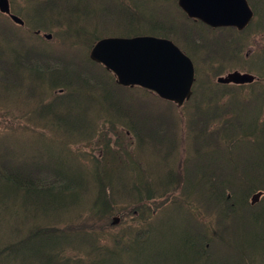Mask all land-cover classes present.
I'll use <instances>...</instances> for the list:
<instances>
[{"label": "trees", "instance_id": "obj_1", "mask_svg": "<svg viewBox=\"0 0 264 264\" xmlns=\"http://www.w3.org/2000/svg\"><path fill=\"white\" fill-rule=\"evenodd\" d=\"M145 4L158 7L151 9L159 13L153 21L183 14L176 4L168 11L161 0H126L122 9L132 20L127 26L121 13L91 18L105 21L110 33L120 37L176 38L177 44V34H166L159 21L132 29L142 24H136L132 12ZM249 5L253 21H260L257 14L263 13L253 0ZM3 20L1 33L16 35L13 25ZM23 21L32 33L55 30L64 37L63 26L42 29ZM253 23L245 30L253 29ZM253 31L262 34L259 28ZM80 38L72 43H83ZM86 40L91 42L70 45V58L77 61V54L85 51L81 57L96 70L100 87L89 86L94 79L81 80L71 71L73 62L62 58L66 47L45 45L53 52L46 61L45 50L36 58L34 50L23 51L20 45V54L0 48V206L7 221L0 231V264H264L261 80L226 85L208 79L206 89L214 101L206 104V111L196 103L186 108L191 111L188 122L175 110L196 101L198 78L192 97L179 107L140 87L118 85L111 72L89 57L97 38ZM231 41L237 51L221 42L200 43L195 52L204 53L201 61L213 57L217 67L231 70L243 60L241 37ZM235 58L240 61L230 66ZM262 70L264 65L258 67ZM74 87L95 97L92 107L105 104L106 110H98L104 114L90 108L79 112L76 105L60 107ZM154 97L156 103L150 104ZM60 122H66L62 132ZM46 149H58L60 155L52 157ZM257 192L262 193L260 200L251 205L250 197ZM16 208L20 217L14 214ZM178 211L183 215L175 220ZM114 218H119L116 225Z\"/></svg>", "mask_w": 264, "mask_h": 264}, {"label": "rangeland", "instance_id": "obj_2", "mask_svg": "<svg viewBox=\"0 0 264 264\" xmlns=\"http://www.w3.org/2000/svg\"><path fill=\"white\" fill-rule=\"evenodd\" d=\"M16 1L17 0H14V3H16ZM139 1L143 3H149V2H153L157 0H139ZM161 1L169 2L171 0H161ZM253 2L256 8L259 9L264 14V0H253ZM64 3H65L64 5H60V6H58V2H55L53 6H43L42 4H46V3L41 4L39 0H25L24 4L15 7V11L21 13V15L25 19H27L33 25H37V27L42 28V29L49 28V26H53V25L54 27L63 26L65 28L64 37L58 36L62 39L61 44L55 43L57 41V38L55 37V30L49 31L50 34L54 36V38L56 39L55 41L51 43L57 46L66 47L65 54L64 53L62 54L63 61L66 63L67 61L73 62L70 64L71 66L70 69L71 71L79 75L81 80L85 79V77L94 79V74L97 73L96 70L94 68L92 69L91 66H88L84 62V59L81 57L85 53V51L83 53L81 52L80 55L77 54L78 59L77 61H74L72 58H70L71 54H70V51L68 50L71 44L76 47L80 46V44L81 46L88 45L91 42V40L87 41L86 39L102 34V32H105L104 34L110 33L111 29L108 26L104 25L105 21H103V24H102L96 19H94L93 17L91 18L90 14H93L95 9H97L96 14H104L100 12L99 10L114 11L115 8L109 6L110 4L108 0H64ZM57 6L59 8L55 10ZM65 8L68 11L63 13L62 11ZM151 9L155 11L158 9V7L153 6V5L149 6L145 4V7H140L138 10L132 12V14H137L135 16L136 24L142 23L140 27L134 26L132 29L136 30V28L139 29L143 27V25H147L150 23H152L153 25V24L158 23V21L161 24H164L165 29H166V34H169V35L177 34V36L181 39V40L179 39L178 43L176 44V38L174 39L168 38L171 41H173L176 45L181 46L182 49L185 51V53L190 57L193 63V68L195 70V79L198 78V84H197L198 86L196 89V93H197L196 101L194 100L193 103L189 104L188 106L183 107L180 111L175 110L177 115H181V116L184 115V118L186 121L189 122V119L191 116L190 114L191 111L186 110V108L194 107V103H196V106L197 104H200L201 106L199 107L203 111H206L210 107V106L206 107V104H208L209 101L210 102L214 101V99L211 100L212 98L210 94L207 92L206 88L209 86V84L207 83L208 79L217 78V77L210 78V76H213L214 73L216 72H219L220 76H222L223 78L226 77L229 72H233V71H238L241 73H249V74H252L254 78H256L255 80H257V83L258 81L261 80V83H258V84H262V85L264 84V70L258 71V67L264 65V58L258 57L259 55H264V35L259 36L256 32L253 31L254 29L260 28L258 19L256 22L253 23V26H254L253 29L249 28V30L240 31V33L235 34L236 29L234 28H215V29L211 28L209 29L207 26L203 25L200 22H196L189 18H185L183 14H181L179 17H174L171 19L168 15H162L158 17L157 19H155V21H153L152 18L156 16V14H159V13H154L151 11ZM114 12L119 14L117 9ZM110 13L112 12L105 13V14H110ZM120 13L124 14L121 16L123 26H127L128 21H132L130 20V16L126 15L128 13L125 12L124 10H120ZM61 14H70V15L64 16ZM263 14H257V15L260 18L263 16ZM2 23H4V20L0 18V24ZM109 24L110 25H118V24L121 25V21L117 24H112V23H109ZM189 30H192L193 33L189 32ZM15 33L16 35L12 33H7V32L1 33L0 31V34H1L0 35V48L1 49H4L6 51L8 49L14 48V50H16L14 52H16L17 54H20V52H17V47L20 45L23 48V51L26 49L34 50L36 52L35 54L36 58H39V56L42 54L39 50H45L48 52V54H45V55L43 54L45 56V61L46 59H48L47 57L51 53H53L51 50L47 49L45 45L39 43L36 40L29 39V36L28 38H25L22 35L18 36V33L16 30H15ZM43 34L44 32H41V34H39V36L37 37L45 40L43 38ZM76 36L78 37L82 36V38H80V41H82L83 43H80V42L72 43L74 40H77L78 37ZM238 36H240L241 40L243 41V51L241 53V55L243 56V60L242 62L238 63L240 60H238V58H235L230 63V66H234L236 63L238 64L236 68H233L231 70H228L225 67L221 69V66L217 67L216 60L213 57L203 62L201 61V59H202V56H204V53L197 54L195 52V49H196L195 46L196 45L198 46L200 43L213 46L214 44H219L221 42H225L226 44L229 42L231 46L235 48V51H237L236 50L237 46L234 45L231 40H234L235 42L238 41ZM238 55L240 56L239 53L237 54V56ZM53 56L55 60H58V57L56 54H54ZM246 62L250 66L251 69L254 68L255 72L251 71L248 68V65L246 64ZM8 63L10 62L8 61ZM56 65L57 64L55 62L51 63V67L53 69L54 67H57ZM245 68H247L248 71H246ZM54 70H56V68ZM21 74L26 75L25 72H21ZM98 78L100 79V77ZM100 84H101V81H96L95 79L88 82V85L91 87H100L99 86ZM42 87L45 88L46 91L48 90L45 86H42ZM244 90L246 91L247 89H244ZM56 93L61 94L63 93V91L61 90ZM90 100H95V97L92 96V94L86 93L85 91H82V89L81 90L78 89V87H74L68 90V94L65 96V100L60 105V107L72 108L73 106L76 105V106H79V108H77L78 110L81 109L79 112H81L82 110L84 111L86 109L89 110L90 108L92 112L104 114V112H98V110L99 109L106 110V105L104 104L100 106L98 105L99 104L98 102L97 106H100V108L99 107L94 108L92 107L94 103H91ZM156 100L157 99L154 97V100L149 99V102L150 104L152 103L155 104ZM259 103L262 104L263 101H259ZM45 105H47L46 102H45ZM24 110H25L24 107L19 108L20 115H23ZM169 111L170 109L167 107L166 112H169ZM61 115L60 117H62ZM260 118L261 120H263L264 116L261 115ZM35 119L39 121V118L37 116H35ZM19 120H21L20 117H19ZM62 120L63 119L61 118V122ZM61 122L59 123V125L61 124L64 127H62L59 130V132H62L63 129L66 128V125H64L66 124V122L65 123H61ZM39 124H40V121H39ZM85 125H87L85 127V129L87 130L90 124L88 122ZM183 126H184L183 123L178 126L181 131L183 130ZM165 130L166 128H163V127L162 129H160V131L163 133ZM118 131H119V128H118ZM160 131H158V133ZM46 151L49 155H54L52 157H56L60 155V151L58 149H55V150L46 149ZM2 193H3L2 189L0 188V195ZM19 211L20 210L18 208L14 209V214H17V217H20ZM182 215H183V212L178 211L175 213L174 219L175 218L178 219V217H181ZM5 226H7V221L5 220V215L2 212V208L0 206V231L3 230ZM180 228H186V227L182 225V227ZM29 256L27 255L28 261H29ZM27 264H32V263H27Z\"/></svg>", "mask_w": 264, "mask_h": 264}, {"label": "water", "instance_id": "obj_3", "mask_svg": "<svg viewBox=\"0 0 264 264\" xmlns=\"http://www.w3.org/2000/svg\"><path fill=\"white\" fill-rule=\"evenodd\" d=\"M188 16L211 27L244 29L252 18L247 0H179ZM0 11L9 13L8 1L0 0ZM16 23L19 19L11 17ZM93 61L111 71L122 86L152 90L160 97L181 105L189 99L194 82L191 60L171 41L153 36L103 39L91 50ZM253 76L239 72L219 78L220 83L246 84ZM261 193L252 197V204Z\"/></svg>", "mask_w": 264, "mask_h": 264}, {"label": "bare ground", "instance_id": "obj_4", "mask_svg": "<svg viewBox=\"0 0 264 264\" xmlns=\"http://www.w3.org/2000/svg\"><path fill=\"white\" fill-rule=\"evenodd\" d=\"M247 3H249V1L247 0ZM22 23H23V25H24V21H22ZM46 35H51V34H46ZM165 39V38H164ZM167 40H169V39H167ZM169 41H171V40H169ZM107 70V69H106ZM109 71V70H108ZM109 72H111V71H109ZM111 74L114 76V78H115V80H116V82H117V79H116V77H115V75L111 72ZM118 84V83H117ZM118 85H120V84H118ZM120 86H122V85H120ZM152 91V90H151ZM154 92V91H153ZM155 93V92H154ZM257 193H261V192H257ZM118 222H119V218H114L113 219V221H112V225H116V224H118Z\"/></svg>", "mask_w": 264, "mask_h": 264}, {"label": "flooded vegetation", "instance_id": "obj_5", "mask_svg": "<svg viewBox=\"0 0 264 264\" xmlns=\"http://www.w3.org/2000/svg\"><path fill=\"white\" fill-rule=\"evenodd\" d=\"M258 22H259V27H260L259 29L262 32V34H261V36H262V35H264V14L262 17H260V21H258Z\"/></svg>", "mask_w": 264, "mask_h": 264}]
</instances>
